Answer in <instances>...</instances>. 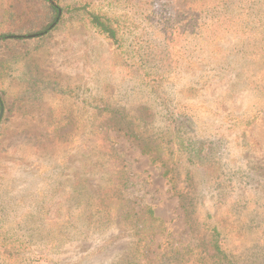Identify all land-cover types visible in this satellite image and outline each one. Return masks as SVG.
<instances>
[{
  "label": "rangeland",
  "instance_id": "rangeland-1",
  "mask_svg": "<svg viewBox=\"0 0 264 264\" xmlns=\"http://www.w3.org/2000/svg\"><path fill=\"white\" fill-rule=\"evenodd\" d=\"M62 1L117 18L120 41L67 19L4 70L0 264H126L136 236L126 225L134 212L149 221L147 207L163 223L151 257L168 261L200 244L193 255L209 260L202 237L221 226L233 231L229 256L254 261L264 239L255 230L264 221V0H193L181 15L177 0ZM143 95L147 103L137 101ZM139 107L162 135L167 111L186 121L165 145L188 212L161 164L100 115L119 109L130 119ZM191 141L216 173L191 162Z\"/></svg>",
  "mask_w": 264,
  "mask_h": 264
},
{
  "label": "trees",
  "instance_id": "trees-1",
  "mask_svg": "<svg viewBox=\"0 0 264 264\" xmlns=\"http://www.w3.org/2000/svg\"><path fill=\"white\" fill-rule=\"evenodd\" d=\"M193 9V0H177V13L179 15L190 13ZM73 18L84 21V23L90 25L97 33L113 43L120 41V21L106 13L90 9L88 4H64L62 0H7L3 19L0 23V81L8 64L26 58L31 52L37 50L46 42L62 21ZM211 24H214V22ZM151 70L152 67H148L146 75L149 74L148 72L155 74ZM5 94L6 91L0 86V109L1 107L4 108L3 122L7 114ZM137 101L147 103L144 95ZM144 110L143 107L135 109L134 116L130 117V119L126 110L119 109L101 112L100 115L105 114L106 119L104 123L106 125L124 131L144 153L151 157L152 162L161 164L164 168V177L171 182L173 190L179 196L181 202H183L185 212H188L187 201L184 199L185 195L181 184L183 182L182 176L177 170L175 161L166 152L167 148L165 145L170 146L173 142L169 139L167 141L165 140L167 133H176V131L178 134L183 133L186 121L181 112L175 113L172 111L170 113L167 111L165 116L168 117L170 114L168 120L171 128H168V132L162 135L164 131H152L153 121H150L151 117L149 116L144 117ZM188 144L191 148V154L196 158V161L191 162L195 163L198 169H201L203 175H211L219 170L216 163L212 165V161H210L208 156L201 153V144L197 145L194 141ZM115 175H112L113 177L111 179L114 178L113 180L116 184L115 189L119 190L118 182H120L122 174L119 170H116ZM118 195L117 192H113L109 198H115ZM107 200L108 198L103 201L105 208H108L106 206L108 204ZM146 212L149 216V221H140L142 216L138 212H134L133 217L135 223H131L130 225L127 223L126 225L131 227L136 235L132 247L133 255L131 259L127 260L126 264H171L178 260H180V263L191 262V264H264V239H261V244L258 245L260 252H255L256 256L254 261L236 263L229 256L228 249L226 248L227 239L232 238L233 231L228 228H222L221 226H214L209 230L208 236L202 237L201 246L207 247V252L210 253L209 260L197 258L193 255L200 244L196 248L188 251L183 250V252H178V255L172 254V257H175L169 258L168 261L163 262L161 258L157 259V256L151 257V254L154 253L150 250L154 235L163 223L159 217L155 216L152 208L147 207ZM253 226L251 227L252 229H254ZM255 226L256 233L260 232L263 237L264 221L256 223ZM237 232L241 239L247 235L244 228L242 231ZM212 260L214 262L211 263Z\"/></svg>",
  "mask_w": 264,
  "mask_h": 264
}]
</instances>
